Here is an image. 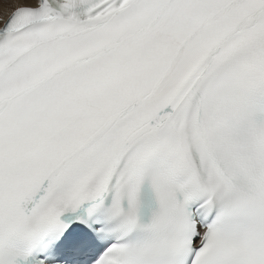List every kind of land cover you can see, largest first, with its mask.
I'll use <instances>...</instances> for the list:
<instances>
[{"label": "snow or ice", "instance_id": "6c2138e0", "mask_svg": "<svg viewBox=\"0 0 264 264\" xmlns=\"http://www.w3.org/2000/svg\"><path fill=\"white\" fill-rule=\"evenodd\" d=\"M0 264H264V0H0Z\"/></svg>", "mask_w": 264, "mask_h": 264}]
</instances>
